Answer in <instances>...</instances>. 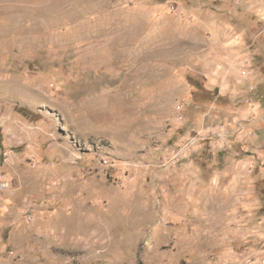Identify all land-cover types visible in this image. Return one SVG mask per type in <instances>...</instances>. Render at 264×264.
<instances>
[{
  "label": "rangeland",
  "instance_id": "obj_1",
  "mask_svg": "<svg viewBox=\"0 0 264 264\" xmlns=\"http://www.w3.org/2000/svg\"><path fill=\"white\" fill-rule=\"evenodd\" d=\"M0 264H264V0H0Z\"/></svg>",
  "mask_w": 264,
  "mask_h": 264
}]
</instances>
